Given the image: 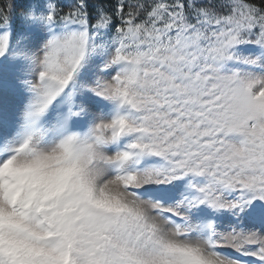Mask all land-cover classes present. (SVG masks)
<instances>
[{
  "label": "snow or ice",
  "instance_id": "obj_1",
  "mask_svg": "<svg viewBox=\"0 0 264 264\" xmlns=\"http://www.w3.org/2000/svg\"><path fill=\"white\" fill-rule=\"evenodd\" d=\"M0 94V166L27 149L115 201L37 219L26 264H264V0H0ZM90 141L133 199L97 195Z\"/></svg>",
  "mask_w": 264,
  "mask_h": 264
},
{
  "label": "clouds",
  "instance_id": "obj_2",
  "mask_svg": "<svg viewBox=\"0 0 264 264\" xmlns=\"http://www.w3.org/2000/svg\"><path fill=\"white\" fill-rule=\"evenodd\" d=\"M103 126V135L111 145L113 134L116 140H122L130 133L131 120L126 114H113L98 122L97 127ZM89 146L97 153L95 162L85 163L89 179L99 190L104 188L111 193L125 199L134 197L110 174V165L101 159L107 155L95 141ZM50 150V148L48 149ZM59 151V150H57ZM6 153L0 152V157ZM30 160L27 149L22 150L10 164L0 166V248L6 253L16 255L25 264L33 257L40 258L36 243L45 244L47 234L37 228L36 220L52 212L57 217H64L71 213L73 202H92L97 208L115 206V201L107 197L99 199L80 184L72 168L64 167L55 162L47 166L27 163ZM60 264H67L62 258Z\"/></svg>",
  "mask_w": 264,
  "mask_h": 264
},
{
  "label": "rangeland",
  "instance_id": "obj_3",
  "mask_svg": "<svg viewBox=\"0 0 264 264\" xmlns=\"http://www.w3.org/2000/svg\"><path fill=\"white\" fill-rule=\"evenodd\" d=\"M11 104V98H7V100L5 99V97L3 96V94H0V108H3V106L5 105V103ZM226 254H231V255H237L234 252H231V250H225Z\"/></svg>",
  "mask_w": 264,
  "mask_h": 264
}]
</instances>
